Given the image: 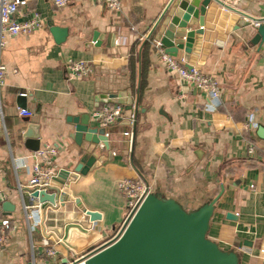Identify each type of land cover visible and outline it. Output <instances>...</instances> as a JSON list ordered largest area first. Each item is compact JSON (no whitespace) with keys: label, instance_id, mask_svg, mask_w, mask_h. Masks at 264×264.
<instances>
[{"label":"crops","instance_id":"1","mask_svg":"<svg viewBox=\"0 0 264 264\" xmlns=\"http://www.w3.org/2000/svg\"><path fill=\"white\" fill-rule=\"evenodd\" d=\"M223 1L264 18V0ZM120 2L117 11L92 0H69L60 7L54 0H29L19 8L18 20L36 10L44 25L7 37L0 51L1 63L9 68L0 87L5 125L0 187L3 202L14 206L3 210L10 227L0 246V264L72 260L109 238L124 214L125 199L117 190L123 177L143 181L151 193L174 199L186 211L209 202L222 188L207 237L222 250H234L239 264H264V137L257 132L264 126V43H250L254 23L233 30L235 14L216 4L208 7L190 62L217 78L221 92L214 100L168 71L157 43L145 39L167 0ZM52 26L65 28L62 41H56ZM94 32L101 35L99 45L92 41ZM137 38L141 44L131 67ZM144 42L148 47L142 50ZM68 59L88 61L93 72L69 78ZM111 105L120 106L121 116L108 126L109 149L98 145L94 157L87 132L75 126H100L93 112ZM20 109L30 115H20ZM251 114L254 128L248 126ZM130 121L136 125L133 139ZM30 122L36 124L40 148H56L55 177L71 190L63 203L42 207L41 223L33 231L13 164L26 160L18 172L26 181L33 151L24 146L22 133ZM83 208L99 210L101 220L90 221ZM47 247L55 248V257L46 254Z\"/></svg>","mask_w":264,"mask_h":264},{"label":"water","instance_id":"2","mask_svg":"<svg viewBox=\"0 0 264 264\" xmlns=\"http://www.w3.org/2000/svg\"><path fill=\"white\" fill-rule=\"evenodd\" d=\"M212 4L221 6L238 17L233 30L256 23L249 41L258 46L264 43V18L251 16L223 0H167L148 27L145 39L157 43L164 53L174 54L182 59L186 67L194 66L190 57L195 53V35L203 32L204 16ZM51 32L56 36V41L60 42L67 31L65 28L52 26ZM98 38L101 35L94 32L92 41L95 45H99ZM194 67L200 69L198 66ZM28 119L25 118L26 121ZM134 121H130L131 139L136 131ZM75 129L87 132L86 140L91 144L88 151L93 150L94 157L98 156V145L109 149L108 126L89 128L87 124H77ZM257 132L264 137V126H259ZM22 138L27 149L36 151L40 148L36 124L33 122L23 131ZM86 156L87 154L84 157ZM49 182L52 191L32 192L41 207L48 203H63L71 191L68 185L55 176ZM222 192L221 188L216 197L192 211L184 210L172 198H162L149 192L115 236L106 238L72 264H239L238 254L234 250H222L215 241L207 237L214 205ZM13 207L8 201L2 203L4 211H10ZM83 212L90 221L102 218L101 212L94 208H83ZM227 216L231 214L227 213Z\"/></svg>","mask_w":264,"mask_h":264},{"label":"built area","instance_id":"3","mask_svg":"<svg viewBox=\"0 0 264 264\" xmlns=\"http://www.w3.org/2000/svg\"><path fill=\"white\" fill-rule=\"evenodd\" d=\"M29 0H0V51L5 45V39L11 36L27 35L44 25V21L39 12L32 10L31 14L23 18L17 19L19 8L25 6ZM69 0H54L57 7L65 5ZM96 2H103L109 10L117 11L121 7L120 0H92ZM256 25V23L254 24ZM159 47V46H158ZM160 61L165 68L178 75V77L191 85L197 90L205 92L210 98L217 100L219 98L221 89L217 78L211 74L202 72L194 66L186 67L182 59H178L174 54L164 53L161 48ZM66 69L69 78H85L93 72L90 63L84 59H68L66 62ZM9 68L0 61V87L3 83L4 77ZM15 72L16 68H11ZM20 95H25L20 92ZM19 114L29 116L30 112L27 109H20ZM93 116L100 122L101 125L109 126L113 124L121 116V108L119 105L103 106L102 108L93 112ZM248 126L250 128L256 127V123L252 119V114L249 115ZM5 133L4 117L0 106V140ZM252 150L251 147L248 148ZM57 150L53 146H45L33 151L30 157L33 159L30 165L29 177L26 181L19 178L18 172L26 167V160H14V171L17 178V190L19 192L22 208L29 222L30 230L33 231L38 227L42 220V207L35 202L32 196L33 191L49 190L50 178L55 176L53 168V157ZM117 190L125 199L124 214L121 222L117 226L115 232L109 237L115 236L123 225L132 217L145 196L150 192L147 184L139 179L123 177L117 181ZM26 192V199L24 198ZM5 199V194L0 187V246L4 240L5 233L10 227V218L3 212L2 202ZM37 200V199H36ZM46 254L55 257L56 250L53 247L46 248ZM264 253V249H261ZM72 260L54 259L51 264H72Z\"/></svg>","mask_w":264,"mask_h":264},{"label":"trees","instance_id":"4","mask_svg":"<svg viewBox=\"0 0 264 264\" xmlns=\"http://www.w3.org/2000/svg\"><path fill=\"white\" fill-rule=\"evenodd\" d=\"M140 44H141V42L137 38V40L131 46V50H130V53H131V67H133V64H134V53H135L136 49L139 48ZM147 47H148L147 43L144 42L142 44V50L146 49ZM143 85H144V70H143V68H141V83H140V88L141 89H142Z\"/></svg>","mask_w":264,"mask_h":264}]
</instances>
